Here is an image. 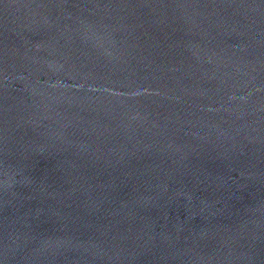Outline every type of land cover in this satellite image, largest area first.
Wrapping results in <instances>:
<instances>
[{"label":"water","instance_id":"1","mask_svg":"<svg viewBox=\"0 0 264 264\" xmlns=\"http://www.w3.org/2000/svg\"><path fill=\"white\" fill-rule=\"evenodd\" d=\"M0 264H264V0H0Z\"/></svg>","mask_w":264,"mask_h":264}]
</instances>
